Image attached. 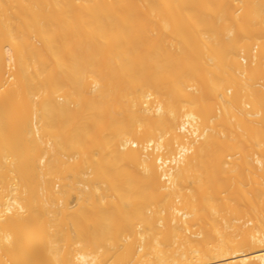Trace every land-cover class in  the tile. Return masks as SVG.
<instances>
[{
    "label": "bare ground",
    "instance_id": "6f19581e",
    "mask_svg": "<svg viewBox=\"0 0 264 264\" xmlns=\"http://www.w3.org/2000/svg\"><path fill=\"white\" fill-rule=\"evenodd\" d=\"M0 264H264V0H0Z\"/></svg>",
    "mask_w": 264,
    "mask_h": 264
}]
</instances>
